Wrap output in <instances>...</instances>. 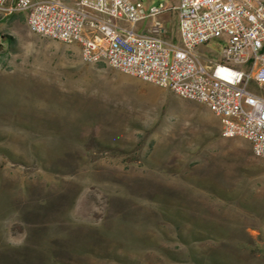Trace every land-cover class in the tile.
<instances>
[{"label": "rangeland", "instance_id": "1", "mask_svg": "<svg viewBox=\"0 0 264 264\" xmlns=\"http://www.w3.org/2000/svg\"><path fill=\"white\" fill-rule=\"evenodd\" d=\"M222 48L211 41L200 56L218 62ZM9 259L264 264V159L223 138L204 105L84 63L78 46L5 16L0 264Z\"/></svg>", "mask_w": 264, "mask_h": 264}, {"label": "built area", "instance_id": "2", "mask_svg": "<svg viewBox=\"0 0 264 264\" xmlns=\"http://www.w3.org/2000/svg\"><path fill=\"white\" fill-rule=\"evenodd\" d=\"M14 13L33 34L78 46L84 63L204 105L223 138L248 137L264 159V0H0V18ZM166 15L176 18V39ZM214 40L223 44L215 63L198 52Z\"/></svg>", "mask_w": 264, "mask_h": 264}, {"label": "crops", "instance_id": "3", "mask_svg": "<svg viewBox=\"0 0 264 264\" xmlns=\"http://www.w3.org/2000/svg\"><path fill=\"white\" fill-rule=\"evenodd\" d=\"M66 1V0H63ZM24 15V14H23ZM173 18L175 19V21L173 20ZM174 21V22H172ZM164 22H165V26H166V30H167V36L176 39L177 37V32H176V18L170 15H166L164 16ZM145 25L141 26L144 27ZM205 47H200L198 49V52L200 53L202 50H204Z\"/></svg>", "mask_w": 264, "mask_h": 264}, {"label": "trees", "instance_id": "4", "mask_svg": "<svg viewBox=\"0 0 264 264\" xmlns=\"http://www.w3.org/2000/svg\"><path fill=\"white\" fill-rule=\"evenodd\" d=\"M8 262H6V264H21L20 263V261H18V260H12V259H9V260H7Z\"/></svg>", "mask_w": 264, "mask_h": 264}, {"label": "bare ground", "instance_id": "5", "mask_svg": "<svg viewBox=\"0 0 264 264\" xmlns=\"http://www.w3.org/2000/svg\"><path fill=\"white\" fill-rule=\"evenodd\" d=\"M239 138H243L248 142V137H239Z\"/></svg>", "mask_w": 264, "mask_h": 264}]
</instances>
